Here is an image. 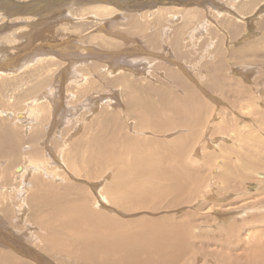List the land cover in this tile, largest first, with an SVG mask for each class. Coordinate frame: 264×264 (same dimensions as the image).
Segmentation results:
<instances>
[{"label": "rangeland", "instance_id": "rangeland-1", "mask_svg": "<svg viewBox=\"0 0 264 264\" xmlns=\"http://www.w3.org/2000/svg\"><path fill=\"white\" fill-rule=\"evenodd\" d=\"M10 1L0 264H264V1Z\"/></svg>", "mask_w": 264, "mask_h": 264}, {"label": "bare ground", "instance_id": "bare-ground-1", "mask_svg": "<svg viewBox=\"0 0 264 264\" xmlns=\"http://www.w3.org/2000/svg\"><path fill=\"white\" fill-rule=\"evenodd\" d=\"M33 1V0H32ZM264 0H262V1H260L259 3L261 4V2H263ZM11 3H7L8 5H13L14 3H15V1H13V0H11L10 1ZM41 2H43L42 0H41ZM56 3V2H55ZM260 4H257V5H255L254 6V8H253V12L255 13V10H256V8H258L259 6H261ZM262 5H264L263 3H262ZM4 6V5H3ZM55 6V5H54ZM228 6V5H227ZM17 7H18V5H17ZM34 6L32 5V6H30L28 9H27V6H25L24 7V10H23V7L21 8V12L23 11V13H25V11H29V9H32ZM64 7V6H63ZM102 7V6H101ZM107 7H111L110 9H114L115 8V5H112V4H110V5H107ZM212 7V6H211ZM104 8V7H103ZM220 8V7H219ZM9 9V8H8ZM27 9V10H26ZM158 9V8H157ZM260 9V10H259ZM259 9H258V11H260V12H257V14H260L261 13V7H259ZM93 10H95V9H93ZM99 10V9H98ZM224 10V9H223ZM226 10H227V12H225V11H221L222 13L224 12V13H229V14H231V15H235V13L234 12H237V10L235 11L234 10V6H228V8L226 7ZM48 11V10H47ZM50 11V10H49ZM113 11V10H112ZM263 11V10H262ZM1 12V11H0ZM92 13L91 14H94V15H98V14H100L101 12H99V13H97V12H93V11H91ZM117 12V11H116ZM250 12V11H249ZM9 13V12H8ZM28 13V12H27ZM33 13H36V12H30L29 14H33ZM82 13V12H81ZM113 13V12H112ZM111 13V14H112ZM253 13V14H254ZM0 14H2V13H0ZM152 14V13H151ZM221 14V13H220ZM250 14V13H249ZM256 14V13H255ZM254 14V15H255ZM256 14V15H257ZM169 15V19H170V21L171 20H175V16L176 15H174L173 13H170V14H168ZM230 15V16H231ZM252 15V14H251ZM251 15H249V16H251ZM6 16V15H5ZM4 16V17H5ZM87 16H89V15H87ZM98 16H100V15H98ZM107 16H109V15H107ZM152 16V15H151ZM261 16V15H260ZM29 17V16H28ZM177 17H180V16H178L177 15ZM189 17V16H188ZM192 17V16H191ZM238 18H244L245 17V14H243L242 15V13H240L239 14V16H237ZM236 17V18H237ZM252 17V16H251ZM246 18V17H245ZM19 19H20V17H19ZM178 19V18H177ZM203 20V19H202ZM239 20V19H238ZM241 20V19H240ZM183 21V20H182ZM242 21V20H241ZM245 21V20H244ZM174 22V21H173ZM175 22H176V20H175ZM174 22V23H175ZM171 23V22H170ZM177 23V22H176ZM201 23V24H200ZM200 23H198L195 27H194V29L193 30H196L197 32H192L194 35L195 34H197L196 36H198V32H200V29H202V31L204 32V29H206L205 27H206V25H204V23L203 22H200ZM247 23V22H246ZM247 24H249V22L247 23ZM200 26V27H199ZM209 26V25H208ZM198 27H199V29H198ZM245 28H247V27H245ZM248 29V28H247ZM206 31V30H205ZM201 33V32H200ZM245 33L248 35V30L247 31H245ZM251 33V32H250ZM202 34V33H201ZM192 35V34H191ZM190 35V36H191ZM203 35V34H202ZM243 35V34H242ZM246 35V36H247ZM204 36V35H203ZM189 37V36H188ZM202 37V36H201ZM177 45V44H176ZM51 50H53V49H51ZM39 51H41V50H39ZM42 52V51H41ZM51 52V51H50ZM67 52V51H66ZM65 52V53H66ZM38 53V52H37ZM43 53V52H42ZM45 55L43 56V58L42 57H40V60L38 59V62H43V61H49L50 59H52L51 57V55L52 54H48V53H44ZM58 54V53H57ZM46 56H48V58L46 57ZM58 57V56H57ZM56 57V58H57ZM54 58V57H53ZM55 58V59H56ZM71 60H73V58H71ZM57 61H58V59H57ZM76 61V60H75ZM124 61V60H123ZM74 62V61H73ZM72 62V63H73ZM30 64V62L29 61H26L24 64ZM28 64V65H29ZM75 65V64H74ZM115 65V64H114ZM1 66V65H0ZM5 66V65H4ZM7 67H4V68H2V67H0V75H6V74H10V73H13V72H9V71H7V69L11 66V64H8V65H6ZM25 66V65H24ZM24 66H22V67H24ZM126 67V66H125ZM125 67H120V70H127V69H125ZM124 68V69H123ZM127 68V67H126ZM26 69V68H25ZM110 69V68H109ZM119 69V68H118ZM51 70V68H47V71H50ZM74 71H72V74H71V78H73V80H76V78L78 77V76H80L81 74H80V72H78V71H76L75 69H73ZM111 70V69H110ZM15 72H16V70H14ZM14 72V73H15ZM13 73V74H14ZM51 73V72H50ZM47 75V74H46ZM1 77V76H0ZM59 77V76H58ZM69 78V77H68ZM137 78V77H136ZM59 79V78H58ZM83 79V78H82ZM146 79H148V78H146ZM48 80V79H47ZM68 80H70V78L68 79ZM49 88H50V86H48ZM48 87H45L44 89H43V91L42 92H40L39 93V95L38 96H36V97H34L33 98V100H30L29 102H28V105H26V108H24L23 110H21V111H18L17 113H16V116L18 115L19 116V118H21L22 120H21V122H25L26 120H34L32 117H34L35 115H34V113L35 114H38L39 112H38V110L40 109V107L41 106H43V105H47V104H49V103H47L45 100H51V98H53V99H58L56 96H59V95H56L55 96V98H54V96H52V94L54 93L53 91H51V89H49ZM53 89H54V87H52ZM46 90V91H45ZM55 90V89H54ZM56 93V92H55ZM55 93H54V95H55ZM57 94V93H56ZM67 94V93H66ZM72 95V94H71ZM46 98V99H45ZM55 101H58V100H55ZM26 104V103H25ZM95 105V104H94ZM49 106H50V104H49ZM51 107V106H50ZM39 111H41V110H39ZM8 114L10 113V112H7ZM18 116H17V118H18ZM18 118V119H19ZM25 120V121H24ZM36 121V120H35ZM79 126V125H78ZM28 160H29V158L27 159V162H25L23 165H21V164H19L18 166H20L21 167V170H19V171H17L18 172V174H20V175H24L25 174V172L26 171H28V170H30L31 169V166L29 165V163H28ZM32 162V161H31ZM33 163V162H32ZM31 164V163H30ZM33 165V164H32ZM18 166L16 167V169L18 168ZM30 168V169H29ZM33 168V167H32ZM34 169H37L36 167L34 168ZM32 170V169H31ZM20 172V173H19ZM25 177V176H24ZM24 185V184H23Z\"/></svg>", "mask_w": 264, "mask_h": 264}, {"label": "water", "instance_id": "water-1", "mask_svg": "<svg viewBox=\"0 0 264 264\" xmlns=\"http://www.w3.org/2000/svg\"><path fill=\"white\" fill-rule=\"evenodd\" d=\"M17 170H21V167H20V166H18Z\"/></svg>", "mask_w": 264, "mask_h": 264}]
</instances>
